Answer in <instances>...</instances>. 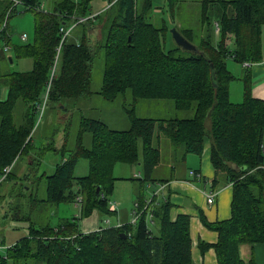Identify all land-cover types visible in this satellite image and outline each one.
<instances>
[{
	"label": "trees",
	"instance_id": "trees-1",
	"mask_svg": "<svg viewBox=\"0 0 264 264\" xmlns=\"http://www.w3.org/2000/svg\"><path fill=\"white\" fill-rule=\"evenodd\" d=\"M21 1L25 8L26 4L41 3ZM92 1L60 0L53 2L49 12L35 10V40L18 45L13 44L8 26L1 30L14 1L0 0V50L11 45L19 57L33 59L29 71L0 72V85L8 88L7 98L0 100V172L29 148L48 84L47 102L92 94L97 21L102 23L98 41L105 53L103 86L98 93L114 100L130 90L134 100H169L186 115L140 117L131 108L127 109L129 126L121 130L99 119L83 118L75 148L64 150L67 155L46 176L44 200L55 204L76 202L80 194V214L57 226L31 228V233L6 254L0 253V264L27 260L42 264H193L190 216L180 214L173 220L170 197L158 199L157 193L151 197L143 194L146 185L162 182L153 176L161 160L154 139H160L161 134L176 148L199 156L208 140L214 182L224 175L233 183L232 216L207 223L218 232V240L213 244L200 242L202 252L214 247L217 264H255L253 259L246 262L242 258L240 248L243 244L264 243V99L253 95L252 74L246 69L243 99L231 100L229 87L236 76L229 70L227 59L241 64L263 59L264 0H199V27L175 25L197 46L198 53H184L176 44L167 48L169 26L165 20L160 26L149 20L153 0H111L105 10L89 17L93 15L89 9ZM167 1L173 13L182 0ZM77 17L87 18L81 22L82 33L62 41L61 29L67 30L69 22L77 23ZM214 22L220 25L218 35ZM20 100L26 111L18 123L14 111ZM85 133L91 135L89 146L83 144ZM80 158L88 160L89 172L78 177L74 170ZM119 163L141 164L143 169L142 176L133 178L139 183L136 221L82 232L81 221L94 210L101 214L113 212L109 203Z\"/></svg>",
	"mask_w": 264,
	"mask_h": 264
},
{
	"label": "rangeland",
	"instance_id": "rangeland-1",
	"mask_svg": "<svg viewBox=\"0 0 264 264\" xmlns=\"http://www.w3.org/2000/svg\"><path fill=\"white\" fill-rule=\"evenodd\" d=\"M54 1L60 0H44L45 9H51ZM108 6L109 0H93L90 3L89 9L91 13L98 14ZM200 6L199 0H182L177 10L172 13L167 0H153V9L149 12V20L159 26L165 20L169 26L170 33L175 25L187 29H197L200 25ZM34 11V9H26L22 4H19L14 11L8 23V32L11 35L13 44L25 45L34 42ZM96 23V27L94 28V55L91 66V90L93 94L80 99L67 97L49 99L48 102L45 96L44 101H42V107L36 115V127L32 134L29 148L16 159L9 178L0 184V227L6 226L9 228L12 226L16 228L14 229L15 234H25L28 236L31 233V228H41L47 225L57 226L60 223V217H73L80 214V207L78 206V209L75 202L69 201L55 204L44 200L47 196L46 176L52 174L55 171L56 164L61 162L65 154L67 155V151L65 152L64 150L71 151L75 148L83 118L99 119L110 128L121 130L129 126L127 109L131 108L140 117L159 119L176 116L183 117L186 115L184 111L176 109L174 110L176 115L171 114L167 110V103H170L169 100H134L130 90L120 94L114 100H107L98 93L103 86L105 53L98 41L102 35L100 30L102 23L99 21ZM65 27L68 33V40L75 39L83 31L82 23L69 22ZM24 33L27 35L26 40L22 39V34ZM3 45L4 42H1V46ZM174 46L175 42L173 41L172 34L167 35V48H173ZM12 47L9 45V49L6 52L0 50V72H26L31 70L33 68V59L19 57ZM186 52L189 51H184V53ZM8 57H12V61H9ZM227 64L229 70L234 75L235 69L233 66H242L241 63L233 58H228ZM1 84H4V82H1ZM232 91L230 90L231 100L233 102L240 101L241 97L237 96L235 85L232 86ZM7 92L8 88L5 84L0 85V100L7 98ZM93 96L95 97L94 99ZM25 111L24 102L20 100L16 104L14 111L16 122L20 123L23 120ZM90 143L91 135L90 133H85L83 144L89 146ZM167 143L168 138L164 134L160 135V139L157 136L154 139V145H160L161 147L164 160L168 159L170 155ZM169 144L175 150L180 149V147L176 148L170 140ZM141 149L142 142L139 141L140 152ZM141 170L142 167L138 164L119 163L116 165L114 174L117 179L115 180V189L112 195H110V202L117 203L118 211L111 214H101L103 219L102 227L114 226L113 222L118 216L128 215V219L132 221V210L135 208V202L137 201L139 183L137 180H133L134 177L131 179L129 177L133 176L131 175L133 172ZM88 172V160L80 158L75 167L74 175L78 177L85 176ZM140 175L137 174L136 177ZM149 185H146V189L143 191L145 197H151L152 191L155 189L154 186L150 187ZM54 211H57L58 214L53 215ZM135 215L134 211V217ZM150 227H153L152 224ZM156 232L158 231L156 230ZM5 252L2 251L0 253L4 254ZM18 264H42V262L27 260Z\"/></svg>",
	"mask_w": 264,
	"mask_h": 264
},
{
	"label": "crops",
	"instance_id": "crops-1",
	"mask_svg": "<svg viewBox=\"0 0 264 264\" xmlns=\"http://www.w3.org/2000/svg\"><path fill=\"white\" fill-rule=\"evenodd\" d=\"M262 52L263 59L260 62L253 63L250 67H245L243 64L241 67L238 65L233 66L236 78L230 83L229 90L232 91V86L235 85L237 96L241 97V100L244 96L243 77L246 69H249L252 74L253 95L257 98L264 99V27L262 30ZM94 98L93 96V99ZM167 104V110L171 114L176 115L173 103L170 102ZM159 148L161 151V160L155 167L153 176L164 184H161L162 182H157V184L153 185L150 184V187H155L152 191V195L157 193L158 199L170 197L173 204L171 208V218L173 220L180 214H187L190 216L193 264H217L218 259L215 248L210 247L206 249L205 252H202L200 242L213 244L218 240V232L209 228L207 223L231 218L233 183L228 181L224 175L219 176L218 183L214 182L215 169L210 160V142L208 140L201 156L193 153H186L182 148L179 150L173 149L168 139L167 148L170 151V155L168 159L164 160L160 145ZM138 165L142 167L141 164ZM142 170L133 172V174H131L133 176L129 178L136 177L137 174H141L140 176H142ZM191 171H194L195 174H191ZM211 191H217L213 204L207 202V194ZM136 203L137 202H135V208L137 206ZM75 205L79 209L76 202ZM135 208L132 210V221L134 220ZM117 211L116 209L114 213ZM55 214H58L57 211H54L53 215ZM66 218L69 217H60V223ZM102 220L101 213L98 210H94L89 217L81 221L80 229L84 233L99 230L103 226ZM127 222H130L128 215L122 217L118 216L113 222V225L117 226ZM14 229L16 228L12 226L9 228L6 226L0 227V240H2L5 245L11 247L15 246L22 238L27 236L25 234H15ZM240 251L242 258L246 260V262L253 259L255 264H264V243L255 245L243 244ZM6 253L7 252L4 254ZM10 264H13L12 261Z\"/></svg>",
	"mask_w": 264,
	"mask_h": 264
},
{
	"label": "built area",
	"instance_id": "built-area-1",
	"mask_svg": "<svg viewBox=\"0 0 264 264\" xmlns=\"http://www.w3.org/2000/svg\"><path fill=\"white\" fill-rule=\"evenodd\" d=\"M13 1H14V4H13V6L9 9V11H8V13H7L6 17H5V20H4V22H3L2 26H1V30L4 29V28H6V27L8 26V23H9V16H10L11 12H12L14 9H16V7H18L19 4H22V3H23L21 0H13ZM22 5H23V4H22ZM109 6H110V5H109ZM26 7H27L26 9H34V10H38V11H41V12H49V10H46V9H45V3H44V0H41V3H40L39 5H37V6H33V5L26 4ZM95 15H96V14H93V15H90L89 17H94ZM76 19L78 20L77 23H81V22H84L87 18H86V17H77ZM214 26H215V32H216V34L218 35L219 32H220V25H219L218 22H214ZM61 30L64 32V35H63V38H62V41H63V40L65 39V37L68 36V33H67V31H66L64 28H62ZM22 39H23V40H26V39H27V35H26L25 33L22 34ZM8 49H9V46H5V47H4V51H5V52L8 51ZM59 50H60V48H59ZM57 60H58V55H57L56 60H55V66H56V64H57ZM252 64H253L252 62H245L243 65H244L245 67H250ZM55 66L53 67V70H52V77H53V75H54V73H55ZM52 77H51V78H52ZM49 89H50V84L48 85V88H47L46 99H47V96H48V91H49ZM45 101H46V100H45ZM13 164H14V163L7 165V166L4 167V169L0 172V184H1L5 179H7L8 176L11 174L12 169H13ZM191 174H195V172H194V171H191ZM216 195H217V191H211V192H209V193L207 194V202L213 204V203L215 202V196H216ZM82 202H83V197H82V195L79 194V195L77 196V198H76V204H77L79 207H81ZM109 208H110V210L113 211V212L116 211V209H117V204H116V202H110V203H109ZM136 219H137V217H136V215H135L133 222H135ZM10 247H11V246L5 245V244L3 243V241L0 240V251H5V250L7 251V249H9Z\"/></svg>",
	"mask_w": 264,
	"mask_h": 264
},
{
	"label": "water",
	"instance_id": "water-1",
	"mask_svg": "<svg viewBox=\"0 0 264 264\" xmlns=\"http://www.w3.org/2000/svg\"><path fill=\"white\" fill-rule=\"evenodd\" d=\"M111 0H109L110 2ZM171 34H172V38H173V41L175 42V44L182 48V50L184 51H189V52H192V53H198V48L197 46L190 42L184 35L183 33L179 30L178 27H173L171 29ZM130 40V38H129ZM12 61V59H11ZM214 71L212 72V76L214 77ZM216 85V84H215ZM100 190H101V186H98L97 188V195H100ZM123 237H125V235H123Z\"/></svg>",
	"mask_w": 264,
	"mask_h": 264
}]
</instances>
